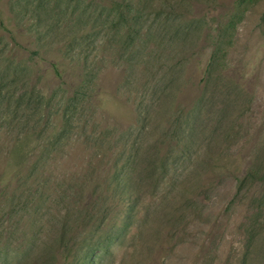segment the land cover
Wrapping results in <instances>:
<instances>
[{
    "label": "rangeland",
    "instance_id": "1",
    "mask_svg": "<svg viewBox=\"0 0 264 264\" xmlns=\"http://www.w3.org/2000/svg\"><path fill=\"white\" fill-rule=\"evenodd\" d=\"M0 264H264V0H0Z\"/></svg>",
    "mask_w": 264,
    "mask_h": 264
}]
</instances>
